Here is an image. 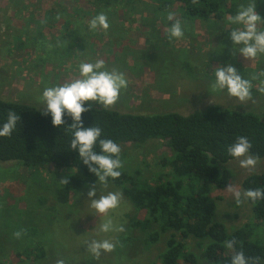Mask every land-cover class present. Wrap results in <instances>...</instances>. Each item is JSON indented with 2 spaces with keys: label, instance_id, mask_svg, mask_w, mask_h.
<instances>
[{
  "label": "rangeland",
  "instance_id": "rangeland-1",
  "mask_svg": "<svg viewBox=\"0 0 264 264\" xmlns=\"http://www.w3.org/2000/svg\"><path fill=\"white\" fill-rule=\"evenodd\" d=\"M141 1L157 3V0ZM261 7L264 9V0ZM71 8L70 0H0V99L43 111L45 106L40 97L46 87L79 78L81 62L101 59L106 70L122 72L128 81L118 101L107 108L110 110L142 115H190L217 105L264 113V55L254 59L233 56L228 38L230 26L197 22L185 27L180 5L173 2L168 15L173 14L186 29L179 39H169L170 24L159 22L157 30L150 29L142 25L141 11L130 9L115 13L108 10L105 15L112 19L108 22L109 28L92 31L89 23L93 15L87 19L70 15L74 12ZM69 22L82 24L80 28L84 32L82 38L73 40L71 50L76 51L70 56L72 42L61 37ZM260 27L264 28V24ZM229 61L251 83L250 96L244 101L226 91L211 90L215 67ZM119 146L121 170L137 179L152 182L154 176L166 170L161 162L171 152L163 142L150 140ZM254 159L256 162L251 168H242L239 159L221 165L231 172L229 185L234 191L243 194L244 180L264 172V160ZM34 175V171L16 162L0 163V247L6 248L9 255L15 256V251L23 247L15 234L30 227L39 230L37 236L43 238L46 247L47 256L41 264L59 261L63 264H154L165 250L169 235L152 247L145 246L147 234L156 231L157 226L145 229L139 225L145 213L136 211L130 199L111 181L97 187L104 192L121 194L119 206L110 210L107 217L115 225H123L124 231L103 233L99 225L106 217L91 208L89 188L72 195L70 204L60 205L51 195V186L37 185L32 181ZM40 175L46 174L41 171ZM226 188L213 192L217 203L215 219L231 232L249 223L253 213L247 198L242 195L237 201L234 193ZM93 239H109L114 247L111 251L102 250L98 257L93 256L88 251V243ZM188 248L199 258L198 264H208L201 259L202 250L197 241L190 239Z\"/></svg>",
  "mask_w": 264,
  "mask_h": 264
},
{
  "label": "trees",
  "instance_id": "trees-1",
  "mask_svg": "<svg viewBox=\"0 0 264 264\" xmlns=\"http://www.w3.org/2000/svg\"><path fill=\"white\" fill-rule=\"evenodd\" d=\"M70 1L74 11L70 15L82 18L106 14L110 12L108 10L114 13L129 9L141 11L142 25L154 30L161 22L171 23L167 17L173 2L180 5L185 27L197 22L229 26L228 21L237 8L247 3H255L258 13L264 17L261 0ZM107 18L108 22L112 20ZM82 24L69 22L63 28L61 37L72 42L70 50L74 48L73 40L83 37ZM71 51L68 56L76 50ZM9 110L20 116V122L10 137H0V163L16 162L28 171H34L32 181L40 186H51V195L60 205L70 204L72 195L98 184L78 154L71 151V132L67 128L73 122L70 117L65 116L64 125L57 128L50 116L42 114L43 111L0 99V124L6 121ZM82 119L85 127H100L103 139H111L119 145L159 140L171 152L170 157L161 162L166 170L154 176L152 182L137 179L124 170L119 178L109 179L130 199L136 211L145 213L146 217L142 223L138 222L139 225L145 229L157 226L156 231L147 234L146 247H152L163 236L169 235L165 250L154 264H198L199 258L188 248L190 239L197 241L202 250L201 259L208 264H231L232 256L241 251L249 264H264V199L255 202L248 199L253 219L229 232L215 219L217 203L213 197L216 189L226 188L230 183L231 172L221 165L237 160L228 154L227 148L238 136H246L252 145L246 155L264 160V113L213 105L190 115H142L92 104ZM41 171L46 175H40ZM65 177L69 179L68 184L61 183ZM243 188L245 191L264 190V172L247 177ZM19 232L17 242L23 247L11 256L1 246L0 264H41L47 254L43 238L37 236L39 230L30 227ZM227 241H234L233 248L226 246Z\"/></svg>",
  "mask_w": 264,
  "mask_h": 264
},
{
  "label": "clouds",
  "instance_id": "clouds-1",
  "mask_svg": "<svg viewBox=\"0 0 264 264\" xmlns=\"http://www.w3.org/2000/svg\"><path fill=\"white\" fill-rule=\"evenodd\" d=\"M167 19L171 22L168 30L169 39L181 38L184 35L181 22L176 20L173 14H169ZM228 24L231 29L228 38L232 42L233 56L240 55L244 59H254L264 55V28L260 27L264 24V17L258 13L255 3L241 4ZM89 28L92 31L107 30L109 28L107 16L100 13L90 21ZM78 72L79 78L43 90L40 97L45 106L42 114L50 116L53 126L57 128L64 125L65 116L71 118L73 122L67 127L71 132V151L78 154L82 164L94 174L98 184L106 186L109 179L114 180L121 176L123 167L120 158L121 148L117 142L103 139L100 127H85L82 116L89 111L92 104L100 105L105 109L113 106L118 101L121 91L127 88L128 81L122 72L106 70L105 63L101 59L81 62L78 65ZM211 90L226 91L230 96L244 101L250 96L251 83L243 78L241 72L229 61L215 67ZM86 104L89 107H85ZM18 122L20 116L9 110L6 121L0 124V137H10L16 131ZM251 147L246 136H238L235 142L228 146L227 151L231 157L239 159L242 168H251L256 162L251 156H246ZM241 157L246 158L240 159ZM61 183L68 184L69 179L62 178ZM226 190L233 192L237 201L242 195L253 202L264 199V190L261 188L248 189L243 194L234 191L230 185ZM87 195L91 208L106 217L99 225V231L123 232V225L117 226L110 217H107L110 210L119 206L121 194L98 190L97 184L94 183ZM15 235L19 236L20 233L17 232ZM226 246L229 249L233 248L234 241H227ZM113 247L114 244L109 239H93L88 243V251L96 257L100 256L102 250L111 251ZM58 264H63V261H59ZM231 264H249V260L241 251L232 256Z\"/></svg>",
  "mask_w": 264,
  "mask_h": 264
}]
</instances>
